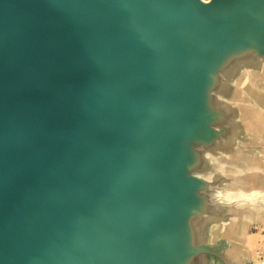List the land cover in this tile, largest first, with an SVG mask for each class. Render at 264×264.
Wrapping results in <instances>:
<instances>
[{"label": "water", "instance_id": "95a60500", "mask_svg": "<svg viewBox=\"0 0 264 264\" xmlns=\"http://www.w3.org/2000/svg\"><path fill=\"white\" fill-rule=\"evenodd\" d=\"M137 3L140 19H127ZM190 10L220 9L187 0H0V264H101L126 238L106 213L128 177L154 174L90 113L100 99L149 98L124 78L117 50L137 33L155 38L161 15ZM133 234L147 244L138 226Z\"/></svg>", "mask_w": 264, "mask_h": 264}, {"label": "rangeland", "instance_id": "374dc122", "mask_svg": "<svg viewBox=\"0 0 264 264\" xmlns=\"http://www.w3.org/2000/svg\"><path fill=\"white\" fill-rule=\"evenodd\" d=\"M250 1L264 2L210 0L204 5L202 0H187L220 10H190L175 19L161 15L163 24L155 38L137 33L117 50L124 78L144 89L149 98L132 105L100 99L92 108L90 121L103 125L144 155V169L152 170L155 179L145 174L128 177L127 181L123 178L124 185L118 189L115 206L106 213V220L117 231L123 228L126 238L109 245L101 264H157V253L168 249L172 237L166 234L170 224L167 216L171 208H179L169 202L193 204L197 197L196 208H205L225 200L215 191L225 189L230 181L223 176L209 177L214 168L211 155L218 149L220 159L226 157L227 148L234 146L231 140H240L242 132L228 130L232 118L229 113L233 112L227 100L234 84L221 65L225 67L234 58V77L249 70L248 65L244 68L242 55V13ZM131 10L128 16L139 20V5ZM205 153L210 156L206 158ZM237 181L235 177L231 186L234 183L236 187ZM124 187L127 192L121 200ZM232 196L235 202L252 197L237 191ZM136 226L147 244L134 236ZM87 256L85 253L84 258ZM88 263L97 264L90 259Z\"/></svg>", "mask_w": 264, "mask_h": 264}, {"label": "crops", "instance_id": "0c3cea01", "mask_svg": "<svg viewBox=\"0 0 264 264\" xmlns=\"http://www.w3.org/2000/svg\"><path fill=\"white\" fill-rule=\"evenodd\" d=\"M242 19L243 63L249 70L234 77V58L221 65L234 84L227 100L233 112L227 111L232 116L228 130L239 129L242 137L231 140L234 146L223 160L218 149L212 152L209 176L230 181L216 191L225 200L205 208L183 201L172 209L166 232L171 241L157 253V264H257L256 252L264 254V2L250 1ZM235 177L236 187L231 186ZM236 191L252 197L235 202Z\"/></svg>", "mask_w": 264, "mask_h": 264}, {"label": "built area", "instance_id": "2783aa9c", "mask_svg": "<svg viewBox=\"0 0 264 264\" xmlns=\"http://www.w3.org/2000/svg\"><path fill=\"white\" fill-rule=\"evenodd\" d=\"M255 259L257 264H264V254L261 251L256 252Z\"/></svg>", "mask_w": 264, "mask_h": 264}, {"label": "clouds", "instance_id": "9594fccd", "mask_svg": "<svg viewBox=\"0 0 264 264\" xmlns=\"http://www.w3.org/2000/svg\"><path fill=\"white\" fill-rule=\"evenodd\" d=\"M202 3H203L204 5H206V4L210 3V0H202ZM193 150H194V151L196 150V145L193 146ZM209 156H210L209 153H205V157H206V158H208Z\"/></svg>", "mask_w": 264, "mask_h": 264}, {"label": "bare ground", "instance_id": "6f19581e", "mask_svg": "<svg viewBox=\"0 0 264 264\" xmlns=\"http://www.w3.org/2000/svg\"><path fill=\"white\" fill-rule=\"evenodd\" d=\"M135 5H139V12H140V7H141V5L138 4V3H137V4H134V6H135ZM120 7H121V6H117V8H118L117 10H120V9H121ZM112 14H113V13H112ZM118 14H119V13L117 12L116 15H118ZM127 19H132V20H133V18H131V17H129V16L127 17ZM105 47H106V46H105ZM105 49H106V48H105Z\"/></svg>", "mask_w": 264, "mask_h": 264}]
</instances>
